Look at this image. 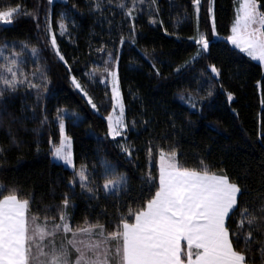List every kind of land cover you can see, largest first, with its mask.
Masks as SVG:
<instances>
[{
	"label": "trees",
	"instance_id": "trees-1",
	"mask_svg": "<svg viewBox=\"0 0 264 264\" xmlns=\"http://www.w3.org/2000/svg\"><path fill=\"white\" fill-rule=\"evenodd\" d=\"M18 4L38 19L21 15L11 26L0 28V46L7 45L4 56L23 53V70L41 89L21 86L14 94L5 92L0 103V148L4 149L0 185L19 190V198L30 201L29 215L55 218L67 195L73 224L98 219L113 230L109 221L138 208L156 191L159 155L155 148L148 154L150 144H155L166 152L175 150L177 161L185 167L198 169L203 160L211 172L226 173L247 189L238 198L237 212L226 221L230 230L236 228L239 210L258 203L256 198L264 194V70L226 39L238 8L236 0H201L198 16L192 0H156L155 5H141L132 18L125 17L127 9L121 11L117 0L111 4L101 0L100 10H95V0H53L51 4L49 0H0V8ZM45 16L56 33L63 61L50 45ZM61 22L67 26L64 36L59 35ZM200 35L210 40L209 48L186 65L198 51L189 38L198 40ZM32 47L39 50V60L32 56ZM101 48L104 51H98ZM108 53H112L111 60ZM106 60L116 66L129 125L122 137L108 135L110 88L101 82L102 75L95 74L104 69ZM210 65L219 70L218 76ZM38 67L47 76L46 90L31 75ZM72 77L87 96L75 88ZM228 93L233 96L231 102ZM89 97L97 109L88 103ZM189 99L195 109L189 107ZM58 110H63L75 167L87 166L102 185L105 168L101 160H106L117 175L127 174V192L118 198H105L100 192L99 199L93 200L78 183L69 185L73 170L51 159L49 141L57 144L60 138ZM45 117L47 123L42 125ZM121 145L132 148L131 157ZM149 173L154 178L151 186L146 183ZM133 221L134 217L129 220ZM254 255L256 264H261L258 253Z\"/></svg>",
	"mask_w": 264,
	"mask_h": 264
},
{
	"label": "snow or ice",
	"instance_id": "snow-or-ice-1",
	"mask_svg": "<svg viewBox=\"0 0 264 264\" xmlns=\"http://www.w3.org/2000/svg\"><path fill=\"white\" fill-rule=\"evenodd\" d=\"M53 0H49L51 4ZM149 3L155 5L156 0H117L116 6L124 11L127 18H132L140 6ZM199 14L201 0H192ZM111 4L112 0H108ZM211 3V0H210ZM239 7L235 10V18L228 40L245 53L249 58L264 62V3L261 0H236ZM131 4V7L128 5ZM101 9V0H95V10ZM158 12V8L153 9ZM212 12L211 6L208 9ZM21 15L38 17L24 9L21 5L0 8V28L11 26ZM45 30L50 35V45L61 61L64 60L57 45L56 33L51 30L48 16H45ZM179 22V21H178ZM151 23H157L152 20ZM39 28V23H37ZM134 27V26H133ZM59 35L67 33V26L61 22L58 26ZM197 33L199 27L197 25ZM212 34L215 35L213 17ZM198 45L196 55L188 63H194L203 53H206L210 40L206 35H200L196 40ZM124 43V40H121ZM27 48V44H23ZM7 45L0 46V103L5 99V92L14 94L21 86L36 89L41 85L33 84L23 70V53L12 52L4 56ZM98 51H104L103 48ZM31 54L37 60L39 50L31 48ZM111 60L112 53H108ZM118 59V57H117ZM66 63V61H65ZM106 65L108 61L104 62ZM213 74L219 75V70L210 65ZM180 69H177L179 71ZM105 73L112 78L111 99L114 101L113 112L119 109V115L109 114V135L113 138L122 137L129 127L124 120L123 98L119 91L117 72L107 67ZM39 78L44 90L47 87V76L41 68L31 74ZM88 75V74H86ZM75 88L87 96V92L75 77H72ZM103 82V81H101ZM212 91L207 93L208 97ZM39 98V97H38ZM183 101L185 97H180ZM229 102L233 100L231 93L227 94ZM88 103L93 109L97 105ZM189 107L196 104L188 101ZM264 103V101H262ZM63 110H58L60 140L56 146L51 140L50 152L56 162H62L65 167L73 170V179L69 185L75 187L78 183L89 198L99 199L103 192L105 198L129 190V178L126 173L117 175L110 162L101 160L105 168L104 183L99 185L87 169L81 166L76 169L73 162L71 139L65 133L62 118ZM47 123V117L41 124ZM15 143V140H13ZM155 148L159 155V182L154 194L136 209L128 213H120L117 221H109L113 230L99 222L85 218L82 224H73L68 209L72 202L65 196L55 218L29 215L30 201L20 199L17 189H9L0 185V264H256L258 253L261 264H264V194L257 197L258 203L247 205L240 209L241 219L236 228L226 223L238 210V198L247 189L232 181L226 173L217 174L210 171L209 165L203 160L197 168H188L177 161L175 150L165 151L159 145L150 144L149 156ZM121 150L129 157L132 148L121 145ZM4 149L0 148V156ZM151 173L147 175L146 183L153 185ZM9 192L8 195H4ZM48 211V209H46ZM134 217V222L130 223ZM71 235V239L67 237ZM57 236H63L59 244ZM259 237V239H257ZM182 241L186 247H182ZM186 258V259H185Z\"/></svg>",
	"mask_w": 264,
	"mask_h": 264
},
{
	"label": "rangeland",
	"instance_id": "rangeland-1",
	"mask_svg": "<svg viewBox=\"0 0 264 264\" xmlns=\"http://www.w3.org/2000/svg\"><path fill=\"white\" fill-rule=\"evenodd\" d=\"M238 7H239V5H238ZM212 13V12H211ZM232 34V33H231ZM230 34V35H231ZM229 35V36H230ZM227 39V41L231 44V42L228 40V37L226 38ZM232 45V44H231ZM233 46V45H232ZM234 47V46H233ZM236 48V47H235ZM238 49V48H237ZM106 61H108V63H107V65L105 64V65H103V67H104V69L107 67L108 69H110V70H114V71H116V66H115V64H113V63H109V60H106ZM256 62H258L260 65H261V67H262V69L264 70V62H260V61H258V60H255ZM104 69L102 70V71H97V72H95V74H97L98 76L99 75H102V81H103V83H106L107 85H108V87L110 88V93H111V89H112V78H111V76L110 75H108L107 73H105V71H104ZM118 79V78H117ZM118 86H119V83H118ZM119 91H120V87H119ZM113 105H114V101H112V99H111V109H110V111H109V113H108V115L109 114H112L113 116H116V115H119V109L117 108L116 109V111L115 112H113ZM107 115V116H108ZM106 116V117H107ZM124 118V117H123ZM124 120H125V118H124ZM106 121H107V127H108V133H109V121L106 119ZM66 133V132H65ZM109 135V134H108ZM110 136V135H109ZM110 137H112V136H110ZM59 140H60V138H59ZM56 146H59V141H58V143L56 144ZM70 150H71V152H72V144H71V148H70ZM72 156H73V152H72ZM51 159L53 160V161H55L53 158H52V156H51ZM56 162V161H55ZM74 162V161H73ZM58 163H61V164H63L62 162H58ZM158 164H159V161H158ZM68 168H70V167H68ZM71 169V168H70ZM77 169V168H76ZM72 238V237H71ZM62 239L64 240V237L63 236H57L56 237V241H58V240H60V241H62ZM59 241V242H60Z\"/></svg>",
	"mask_w": 264,
	"mask_h": 264
},
{
	"label": "crops",
	"instance_id": "crops-1",
	"mask_svg": "<svg viewBox=\"0 0 264 264\" xmlns=\"http://www.w3.org/2000/svg\"><path fill=\"white\" fill-rule=\"evenodd\" d=\"M158 177H159V164H158ZM133 222H134V221H133ZM69 239H71V235H70V238H69ZM62 240H63V239H62ZM59 241H60V240L57 241L58 244L61 242V241H60V242H59ZM182 247H186V243L183 242V241H182ZM185 259H186V258H185Z\"/></svg>",
	"mask_w": 264,
	"mask_h": 264
}]
</instances>
